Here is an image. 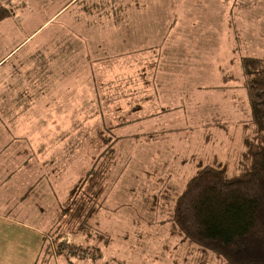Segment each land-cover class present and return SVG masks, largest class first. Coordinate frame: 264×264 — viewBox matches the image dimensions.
<instances>
[{
    "label": "rangeland",
    "instance_id": "374dc122",
    "mask_svg": "<svg viewBox=\"0 0 264 264\" xmlns=\"http://www.w3.org/2000/svg\"><path fill=\"white\" fill-rule=\"evenodd\" d=\"M67 1L0 0L10 10L0 21V86H30L31 73L46 91L12 111L10 125L24 137L18 149L33 152L38 170L46 161L58 186L25 202L13 183L1 189L0 212L16 222H0V264H221L169 220L200 165L235 174L253 129L241 59H264V0H77L55 15ZM152 34L156 44L143 45ZM142 73L176 83L156 95ZM97 160L105 201L77 231L61 216Z\"/></svg>",
    "mask_w": 264,
    "mask_h": 264
},
{
    "label": "trees",
    "instance_id": "16d2710c",
    "mask_svg": "<svg viewBox=\"0 0 264 264\" xmlns=\"http://www.w3.org/2000/svg\"><path fill=\"white\" fill-rule=\"evenodd\" d=\"M9 15L0 3V21ZM241 71L253 129L243 140L235 174L228 176L220 164L200 165L176 198L169 222L184 242L221 264H264V59L242 58ZM106 171L97 160L72 189L61 216L69 228L86 230L102 208ZM58 245L55 254L62 253Z\"/></svg>",
    "mask_w": 264,
    "mask_h": 264
},
{
    "label": "crops",
    "instance_id": "0c3cea01",
    "mask_svg": "<svg viewBox=\"0 0 264 264\" xmlns=\"http://www.w3.org/2000/svg\"><path fill=\"white\" fill-rule=\"evenodd\" d=\"M76 2L78 1L77 0L67 1L64 4V6L57 13H55V15L62 12L63 10L66 11L72 5H76ZM233 2L231 6H234ZM11 4H12V1L10 5ZM129 25L131 24L128 22L126 23L124 22V27H127L126 30L124 28V43L126 44V46L129 44L135 43L134 41H130V40H134V37L130 35ZM150 26H148L149 28H151L150 30L155 29ZM154 35L155 34H152L153 39H149L148 37V40H146L143 43V45L156 44ZM25 41H23L18 46H16V48L13 49L11 53L16 51ZM72 46H75V43H73ZM27 74H29L28 79L30 81V86L28 85L19 86L18 85V86L12 87L14 89H12L11 86L10 87L0 86V192H1V189L6 188V186L8 185L7 183H10V184L13 183L15 185L14 187H12L14 199L16 198V194L18 191L17 197L20 200H23L24 202L27 201L29 198L37 197V192L42 197L46 198L45 196L46 194L48 195L47 192L49 190H51L49 192L55 193L54 190L58 188V186H55V184L54 186H50V183L48 184V179H49L47 176L48 172H46L45 169L43 168L44 167L43 165L46 166V164H44L46 161H43L42 164L39 165V170H38V168L34 166L35 161L33 159L35 158L33 157L35 156H33V152L32 151L26 152V149L25 151L21 152L20 151L21 149H18V144L20 143L19 140L23 139L24 137L21 135L22 132L18 131L16 128H13V126L11 127L10 125L12 124V120L16 117V114L12 111L24 109L26 105L31 106L33 105L32 102L34 101H36L35 103H38L39 101L44 100L43 97H41L46 94L44 87L34 86L33 84L34 79L32 77V74L31 73H27ZM165 74L166 73H142L141 77L143 80L145 79V82H144L145 84L152 85V88L154 87L156 89V92L154 94L161 95V94H164L165 92L167 93V90L169 89V87L176 83L175 81L167 83L168 79L164 78ZM172 74H175V73H172ZM147 78H150V81H146ZM163 78L165 81L162 80ZM1 91H3V93ZM35 93H38L40 95L38 100L36 96L34 97ZM134 109L139 110V106L134 107ZM19 157L20 159H22L21 166L23 167H20V164L19 165L17 164V158ZM33 172H36V173L39 172L40 179H38L39 177L34 179ZM45 184H47L48 186H46ZM53 193L51 195H53ZM5 197L7 196L0 195V206L8 202V200L7 202L3 201V198ZM13 202L15 203V206L17 207V203H16L17 199L14 200ZM63 204H64V201L62 200V203H58L57 206L60 208V207H63ZM23 211L28 212V208L24 207ZM11 213H12L11 211L8 212L7 214H3L0 212V222L1 221H7L9 223L16 222V218H12ZM26 214L27 215L29 214L32 217L31 213H26ZM43 240L44 242L48 244V241H49L48 229H47V232L45 233Z\"/></svg>",
    "mask_w": 264,
    "mask_h": 264
}]
</instances>
